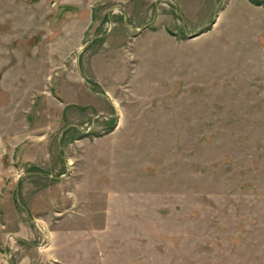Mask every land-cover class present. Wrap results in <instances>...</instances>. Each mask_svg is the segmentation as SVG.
<instances>
[{
	"label": "rangeland",
	"instance_id": "374dc122",
	"mask_svg": "<svg viewBox=\"0 0 264 264\" xmlns=\"http://www.w3.org/2000/svg\"><path fill=\"white\" fill-rule=\"evenodd\" d=\"M0 152L12 264H264V0H0Z\"/></svg>",
	"mask_w": 264,
	"mask_h": 264
},
{
	"label": "crops",
	"instance_id": "0c3cea01",
	"mask_svg": "<svg viewBox=\"0 0 264 264\" xmlns=\"http://www.w3.org/2000/svg\"><path fill=\"white\" fill-rule=\"evenodd\" d=\"M4 166V161L2 160V154L0 152V171H3L6 175H10L12 167L5 168L3 167V170H1V167ZM0 264H10L9 260L5 259L4 254L2 250L0 249Z\"/></svg>",
	"mask_w": 264,
	"mask_h": 264
},
{
	"label": "water",
	"instance_id": "95a60500",
	"mask_svg": "<svg viewBox=\"0 0 264 264\" xmlns=\"http://www.w3.org/2000/svg\"><path fill=\"white\" fill-rule=\"evenodd\" d=\"M216 19H217L216 16L213 17V19H212V21L209 23V25H213V24H215ZM147 26H148V25H145V26H143L141 29H144V28H146ZM141 29H140V30H141ZM199 33H200V32H196V33L188 34V35H189L191 38H193V37L197 36ZM87 45H88V44H87ZM87 45H86V46H87ZM85 81H86V83H89L88 80L85 79ZM18 238L25 239V238H23V237H18ZM25 240H26V239H25ZM8 260H9V263L12 264V261H11L10 259H8Z\"/></svg>",
	"mask_w": 264,
	"mask_h": 264
}]
</instances>
